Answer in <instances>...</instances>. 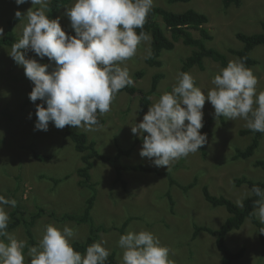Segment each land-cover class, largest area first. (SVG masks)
Segmentation results:
<instances>
[{
	"label": "rangeland",
	"instance_id": "374dc122",
	"mask_svg": "<svg viewBox=\"0 0 264 264\" xmlns=\"http://www.w3.org/2000/svg\"><path fill=\"white\" fill-rule=\"evenodd\" d=\"M221 1L169 3L168 0H154L153 7L176 14L194 10L205 15L208 19L206 28L212 37L205 46L221 52L228 64L236 59L229 51L242 47L236 33L250 35L262 32L264 0H239L238 6L227 8L222 6ZM73 2L71 0L61 7L55 17H60L66 33L75 35L65 15L66 7H71ZM32 7L34 10L39 6H33L31 0L22 5H17L15 0H0V28H3L0 38L6 35L10 20H15L13 36L21 38L27 21L26 18L19 21L15 12L19 10L26 15ZM160 25L163 28L162 23ZM150 43L151 40L141 42L137 54L120 65L128 68L134 81L132 86L141 92H147L153 77L160 74L156 91L149 96L145 112L138 111L139 93L129 96L125 92H118L110 111L102 115V125L95 126L93 130L75 129L86 135L87 141L93 143L99 155L108 158L107 161L92 159L89 175L93 188L80 184L82 179L77 170L83 166L84 153L75 150L72 141L65 136L64 128L58 129L49 122L48 131L34 130L36 105L42 101H30L33 83L25 76L24 68L8 54L11 48L0 45V193L14 199L20 206V212H24L21 221L29 220V216L39 209L43 210L30 229L34 242L38 244L36 246H39L45 227L50 223L61 229L66 224L73 227L75 235L71 243L83 242L92 229H97V242L107 241L103 246L110 251V255L114 254V264H122L123 250L117 246L120 235L147 229L154 233L162 246L169 248V258L174 264H221V253L212 235L200 231L193 238L196 227L217 230L229 216L225 207H213L207 202L202 189L205 187L211 195L227 198L235 205L238 200L243 202L249 197L248 186L236 181L242 178L264 181V170L254 166L255 161H264V133L251 157L232 159L237 149L245 148L251 141L252 135L239 133L248 130L246 121L223 116V122H220L212 118L215 111L206 100L203 124L208 118H212V121L210 132L208 130L206 133L208 143L203 146L204 154L199 151L190 153L173 162L168 169L166 166L156 167L148 158H142V138L131 132V126L142 121L150 105L158 101L160 95L172 91L183 60L194 50L179 40L172 50L161 52L160 67H150L146 64ZM250 56L256 61L250 69L258 79L256 87L259 94L264 92V45L254 47ZM26 58L50 63L47 57L41 60L30 50ZM53 67L55 63L51 62L49 71ZM221 69L219 63L205 57L203 70L192 67L187 73L194 77L196 86L206 92L214 87L211 81ZM137 73L141 76H137ZM129 148L133 149L130 155L115 160L118 149ZM34 153L48 156L49 159L38 161L33 158ZM115 165H138L151 171L121 170L119 175L125 183L123 188L120 182L115 181ZM165 173L174 180V184L163 176ZM90 196H93V201L87 222L59 220L66 214L79 218L87 208ZM5 208L8 214L14 209L10 205ZM255 217L260 222L258 216ZM262 226L264 229V224ZM8 232L17 239H25L28 246H32L22 223ZM225 245L232 252L244 249L239 264H264L258 231L248 219L238 230L226 235ZM24 254L25 264H30L27 247Z\"/></svg>",
	"mask_w": 264,
	"mask_h": 264
},
{
	"label": "clouds",
	"instance_id": "9594fccd",
	"mask_svg": "<svg viewBox=\"0 0 264 264\" xmlns=\"http://www.w3.org/2000/svg\"><path fill=\"white\" fill-rule=\"evenodd\" d=\"M27 2L15 0L17 5ZM48 2L31 0L39 7L28 9L26 15L15 12L19 21L26 18L27 22L8 53L34 85L30 101H42L36 105L34 130L48 131L49 122L58 129L93 130L99 123L97 114L109 112L116 94L134 84L128 68L120 65L137 54L141 42L151 40V34L143 29L154 0H74L65 15L75 35L66 33L60 17L49 18ZM137 29H141L139 34ZM29 50L41 60L47 57L50 63L26 58ZM51 62L55 67L49 71ZM176 79L172 91L160 95L142 121L131 126V132L142 138L140 156L154 166L168 169L208 143L207 134L200 132L206 100L215 117L241 118L249 130L264 133V92L257 93L258 79L244 58L230 60L206 92L196 86L190 73L180 72ZM250 194L259 197L254 201V215L264 224V190L253 186ZM8 205L14 208L16 201L0 195V264H25L26 247L30 264H105L110 255L103 246L105 240L92 243L83 254L76 251L71 243L75 230L67 224L62 229L46 225L39 246H28L25 239L7 231ZM237 206L243 207L242 201L238 200ZM117 246L123 250L122 264H174L169 248L147 229L120 235Z\"/></svg>",
	"mask_w": 264,
	"mask_h": 264
},
{
	"label": "trees",
	"instance_id": "16d2710c",
	"mask_svg": "<svg viewBox=\"0 0 264 264\" xmlns=\"http://www.w3.org/2000/svg\"><path fill=\"white\" fill-rule=\"evenodd\" d=\"M71 0H49L48 8H49V18L55 19L56 12L63 6L70 3ZM190 0H168L169 3H179V2H189ZM222 6L227 8L229 6H238L239 0H222ZM36 9V8H35ZM34 9V10H35ZM70 21V20H69ZM208 19L205 15L198 13L194 10H188L183 13H172L161 7H153L150 11L147 22L144 25V31L151 34V43H150V58H147L146 64L150 67H160L161 60L159 59L162 51H169L174 48V43L179 40L182 42L184 46L193 47L194 50L190 53L182 62V66L180 68V72H187L192 67H197L200 70H203V59L205 57L211 58V60L220 64L222 68L227 66V62L225 56L213 49L206 48L205 43L211 40V35L209 34V30L206 28V24ZM160 23H162L163 28ZM15 24V20H10L7 22L8 30L4 37L0 38V45L10 47L19 40V38L13 36L12 28ZM164 29V30H163ZM137 34L141 31V29H137ZM165 31V33H164ZM168 33V36L166 35ZM197 33V35H195ZM236 38L242 43V47L238 50H230L236 58H244V62L248 68L252 67L256 61L252 59L250 56V51L258 46L264 45V23L262 24V32L255 34H244V33H236ZM137 76H141L140 73H137ZM160 74H156L151 83V87L147 92L137 91L133 86H127L119 92H125L129 96H133L135 93H139L140 102H139V113H144L148 104H149V96L156 91L157 83L159 81ZM46 107V104L44 105ZM98 115V125H102L103 118L99 113ZM212 118L218 119L220 122H223V115ZM212 118H208L204 127L200 131L202 134L210 132V125ZM76 128L71 126L64 127V134L68 137L77 152L83 154L82 162L83 166L77 170L78 176L82 179L81 185H86L89 188H93V184L90 182L89 171L92 168V159L98 158L103 161H107L108 158L101 156L94 149V145L91 142L87 141V137L84 133L78 132L75 130ZM240 135H252L250 143L243 149H237L235 154L232 156V159H247L253 155L255 152L259 141L262 138L263 133L261 132H253L251 130H242L239 132ZM132 148L127 150H117V155L115 160H117L121 156H127L132 153ZM200 153L204 154V147L202 146L199 150ZM34 159L38 161H46L49 159L48 156H38L35 153L32 155ZM254 166L264 170V161L257 160L254 163ZM116 170V179L115 181L120 182L122 187L125 188L124 181L120 178L121 170H129V171H145L149 172L150 169L135 165V166H126L119 167L115 165ZM163 176L168 177L169 183L174 184V180L169 177L167 173ZM237 184H246L249 190L252 189L253 186H259L262 190H264V181H251L248 179H239L236 181ZM190 186H187V188ZM204 199L209 202L213 207H225L228 218L224 222L219 229L213 230L206 227L195 228L193 238H195L200 231H205L212 235L215 238V245L218 251L221 253V264H239L238 260L243 256L244 249L240 248L236 252L230 251L225 245L226 235L232 230H238L244 223L245 220H250V222L256 227L258 231V238L261 245V248L264 252V233H261L260 230L263 229L262 224L256 219L254 215V201L259 199V197L251 194L249 197L243 200V207H239L235 205L232 201L224 197H215L211 195L207 189L204 187L202 189ZM0 195L5 196L0 193ZM6 198V197H5ZM8 199V198H6ZM93 201V196H90L87 200V208L84 210L83 214L79 218H73L72 216L66 214L59 218V220H70L78 223L87 222L89 218V209L91 208V203ZM20 206L16 204L14 209L10 212L9 216L11 221L8 224V230L14 229L19 226L21 223L25 225L26 235L29 238V243L32 246H36L33 240V235L30 229L33 227L34 222L39 218L40 214L43 213L42 209H39L37 212L32 213L29 216V220L21 221V216L24 215V212H20ZM96 230L92 229L90 232V236H87L83 242H74L72 246L76 251H79L81 254L85 253L86 248L90 246L92 243L97 242ZM105 264H114V254L108 256L105 261Z\"/></svg>",
	"mask_w": 264,
	"mask_h": 264
}]
</instances>
